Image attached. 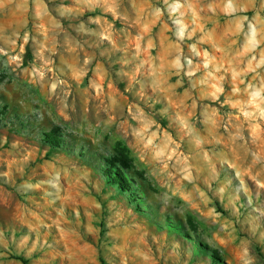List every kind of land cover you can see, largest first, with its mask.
I'll return each instance as SVG.
<instances>
[{
  "label": "rangeland",
  "instance_id": "rangeland-1",
  "mask_svg": "<svg viewBox=\"0 0 264 264\" xmlns=\"http://www.w3.org/2000/svg\"><path fill=\"white\" fill-rule=\"evenodd\" d=\"M21 258L264 264V0H0V264Z\"/></svg>",
  "mask_w": 264,
  "mask_h": 264
},
{
  "label": "trees",
  "instance_id": "trees-1",
  "mask_svg": "<svg viewBox=\"0 0 264 264\" xmlns=\"http://www.w3.org/2000/svg\"><path fill=\"white\" fill-rule=\"evenodd\" d=\"M128 160L129 159L127 157H123V159L121 160L122 161V164L124 166H128L129 165V161ZM21 259H22V261H23L24 264H27V261L24 258H21Z\"/></svg>",
  "mask_w": 264,
  "mask_h": 264
}]
</instances>
